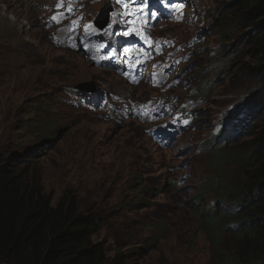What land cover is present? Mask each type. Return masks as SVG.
I'll use <instances>...</instances> for the list:
<instances>
[{
	"label": "rangeland",
	"instance_id": "374dc122",
	"mask_svg": "<svg viewBox=\"0 0 264 264\" xmlns=\"http://www.w3.org/2000/svg\"><path fill=\"white\" fill-rule=\"evenodd\" d=\"M65 1L72 6L65 20L49 25L61 11L57 1L0 0V151L15 153L20 164L32 160L54 202L70 190L84 211L101 216L95 238L110 257L121 252L128 264L218 263L197 213L217 200L202 187L217 161L208 136L259 85L239 73L236 39L215 30L224 0H189L183 20L158 24L153 34L167 42L164 63L174 67L163 72L161 59L140 80L104 67L84 42L87 33L106 32L95 20L107 0ZM22 7L26 13L17 11ZM80 83H93L95 92L76 94ZM235 142L225 149L238 158L243 145ZM228 169L233 178L241 167L235 161Z\"/></svg>",
	"mask_w": 264,
	"mask_h": 264
},
{
	"label": "trees",
	"instance_id": "16d2710c",
	"mask_svg": "<svg viewBox=\"0 0 264 264\" xmlns=\"http://www.w3.org/2000/svg\"><path fill=\"white\" fill-rule=\"evenodd\" d=\"M215 30L236 39L235 55L243 59L239 73L259 85L221 131L208 136L214 141L208 146L217 145V161L202 187L213 189L217 200L211 210L197 213L217 246L216 264H264V0H224ZM243 135L247 139L238 143ZM230 141L243 145L238 158L225 149ZM16 158L0 151V264H128L126 254L110 257L105 243L96 240L101 216L84 211L70 190L54 202L32 160L20 164ZM235 161L241 170L232 178L228 165Z\"/></svg>",
	"mask_w": 264,
	"mask_h": 264
},
{
	"label": "water",
	"instance_id": "95a60500",
	"mask_svg": "<svg viewBox=\"0 0 264 264\" xmlns=\"http://www.w3.org/2000/svg\"><path fill=\"white\" fill-rule=\"evenodd\" d=\"M109 12V7L101 9V17L104 18V20L102 22H99L98 20L96 21L99 26L105 27L107 25V23L109 22ZM74 88L86 93H93L96 90V87L93 83H80L77 84V86H74Z\"/></svg>",
	"mask_w": 264,
	"mask_h": 264
},
{
	"label": "bare ground",
	"instance_id": "6f19581e",
	"mask_svg": "<svg viewBox=\"0 0 264 264\" xmlns=\"http://www.w3.org/2000/svg\"><path fill=\"white\" fill-rule=\"evenodd\" d=\"M16 1V0H15ZM40 1H46V2H48V1H51V0H40ZM53 1V0H52ZM54 1H57V0H54ZM56 3V2H55ZM15 6H16V4H15ZM90 7H91V4H87L86 5V9H85V13H87L89 10H90ZM19 8V7H18ZM18 12H21V13H26L27 12V10H26V8L25 7H22L21 9H18L17 10ZM28 17H30L31 16V14H28L27 15ZM62 31L63 32H66L67 31V29H62Z\"/></svg>",
	"mask_w": 264,
	"mask_h": 264
},
{
	"label": "clouds",
	"instance_id": "9594fccd",
	"mask_svg": "<svg viewBox=\"0 0 264 264\" xmlns=\"http://www.w3.org/2000/svg\"><path fill=\"white\" fill-rule=\"evenodd\" d=\"M233 112H234V110H233ZM233 112H232V113H233ZM230 115H231V114H230ZM230 115H229V116H230ZM229 116H228V117H229ZM228 120H229V119H228ZM228 120H227L225 123H227V122H228ZM221 127H222V126H221ZM220 131H221V129H219V131H218V132H220ZM241 137H245V136L243 135V136H241ZM240 139H241V138H240Z\"/></svg>",
	"mask_w": 264,
	"mask_h": 264
},
{
	"label": "snow or ice",
	"instance_id": "6c2138e0",
	"mask_svg": "<svg viewBox=\"0 0 264 264\" xmlns=\"http://www.w3.org/2000/svg\"><path fill=\"white\" fill-rule=\"evenodd\" d=\"M58 7H59V5H58ZM56 19H57V18L54 16V17H53V20H56ZM57 22H59V21L57 20Z\"/></svg>",
	"mask_w": 264,
	"mask_h": 264
}]
</instances>
